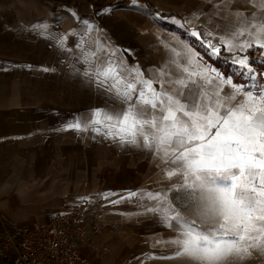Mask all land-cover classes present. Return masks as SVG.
<instances>
[{
  "label": "crops",
  "instance_id": "0c3cea01",
  "mask_svg": "<svg viewBox=\"0 0 264 264\" xmlns=\"http://www.w3.org/2000/svg\"><path fill=\"white\" fill-rule=\"evenodd\" d=\"M94 1L95 5L78 0L66 6L60 0H0V69H4L0 70V217L8 222H0V257L10 264H19V259L14 248L4 244L8 224L20 228L47 224L83 202L98 207L101 221L116 224V229L92 237L80 249L75 264H140L145 240L157 239L158 230L172 231L158 217L137 215L141 209L135 198L109 202L130 191H155L168 185L165 165L155 168L158 159L145 150L146 167L136 170L129 163L134 159L126 161L114 154L112 141L65 127L75 116L103 107L102 100L108 97L75 71L84 67L76 62L81 45L89 50L96 47L97 32H86L83 21L101 30L129 67L138 66L146 78L156 79L154 70L171 56L162 41L178 49L181 42L193 46L172 29L201 31L199 25L206 23L201 17L181 28L171 20L208 12L204 8L208 0ZM242 6L241 11L254 10L247 2ZM236 10L226 8L224 21L235 19ZM224 21L220 22L222 34L227 27ZM42 25H47L46 31ZM61 39L63 48L58 43ZM223 54L231 55L225 50ZM224 91L228 93L229 88ZM105 192L117 195L105 200L100 195Z\"/></svg>",
  "mask_w": 264,
  "mask_h": 264
},
{
  "label": "snow or ice",
  "instance_id": "6c2138e0",
  "mask_svg": "<svg viewBox=\"0 0 264 264\" xmlns=\"http://www.w3.org/2000/svg\"><path fill=\"white\" fill-rule=\"evenodd\" d=\"M208 2L214 11L171 22L184 28L205 17L201 31L193 27L187 35L196 37L210 57L218 59L222 49L231 53L225 62L235 70L227 74L208 64L194 45L181 42L178 49L162 41L171 56L154 70L156 79L146 78L138 66H128L101 30L83 21L86 32H97L96 47L81 45L76 62L84 67L75 71L102 88L108 100L75 116L65 130L91 132L93 138L152 153L165 165L170 183L155 191H130L109 202L138 200L137 215L158 217L175 233L154 243L175 246L177 256H187L194 264H226L253 251L264 253V72L247 55L252 48L264 49V0H246L254 10L234 11L235 22L223 34L216 18L225 19L233 0ZM41 27L47 30V25ZM58 43L64 47L62 39ZM100 195L109 200L117 194ZM188 205L194 219L184 215Z\"/></svg>",
  "mask_w": 264,
  "mask_h": 264
},
{
  "label": "built area",
  "instance_id": "2783aa9c",
  "mask_svg": "<svg viewBox=\"0 0 264 264\" xmlns=\"http://www.w3.org/2000/svg\"><path fill=\"white\" fill-rule=\"evenodd\" d=\"M98 207L88 202L68 213L59 214L50 223L19 228L12 225L3 237L12 246L19 264H75L80 249L100 231L116 229L97 221Z\"/></svg>",
  "mask_w": 264,
  "mask_h": 264
},
{
  "label": "rangeland",
  "instance_id": "374dc122",
  "mask_svg": "<svg viewBox=\"0 0 264 264\" xmlns=\"http://www.w3.org/2000/svg\"><path fill=\"white\" fill-rule=\"evenodd\" d=\"M214 2H217V0H214ZM245 3H246V0H233V3L228 6V9H233V8L243 9L242 5H244ZM204 8L208 9V12L214 11L213 5H211L209 2L207 3V5H205ZM130 10L132 12H136L137 8L130 6ZM149 17L152 18V20H154V22L157 25L164 27V28L166 27V25L160 19H158L155 15L153 17L151 15H149ZM216 19L219 23L225 20V19L220 20L219 17H217ZM234 22H235V19H233V17H229L228 21L226 20L223 23H224V25L229 26L230 24H232ZM169 29H171V28H169ZM166 30H168L167 27H166ZM172 30L176 31V33L179 35L180 38H182V39L184 38V39L189 40V42L192 45H194V47L196 48L198 53L201 54V56H203V59L208 64H211L215 68L220 69L224 74H227V73L235 70L231 67L230 63L225 62L226 57L223 54V50L221 51V55L218 59L210 57L209 55H207L206 49L201 46L200 41L197 40L196 37L188 36L187 35L188 32L185 30H183V31L176 30V29H172ZM262 65H264V63L259 61L258 63H256L253 66L259 72H264V69L261 67ZM260 79L262 81H264V77H260ZM234 82L240 83L241 81L234 78ZM230 91H231V89L229 88V92ZM106 100H108V97L103 98V100H102L103 106H104ZM110 148H111V150H113L115 155H118L117 156L118 158L125 159L126 161H127V159L130 160V158L134 159V161H129V163L136 165L137 166L136 170H139V169L146 167L147 163H146V161H144V154H145L144 149L136 148V147H132V146L121 147L118 143H114V146H111ZM58 153H60V152H57V154ZM126 164H127V162H126ZM153 164L156 165L155 168L161 167L163 165L160 163L159 160L155 161ZM150 167H153V165L152 166L149 165V168ZM184 212L186 214H189V217L191 219L195 218L192 215L191 205H188L184 209ZM97 215H98V213H97ZM0 222L3 225H6L8 223L5 220V218L3 219L1 217H0ZM12 225L13 224H8L6 230L8 231L10 228H12ZM14 226H16V225H14ZM16 227H19V226H16ZM158 233L159 234L154 235V236H157L158 237L157 239L163 238L164 240H168L175 235V233L173 231H165V230H160V231L158 230ZM4 236H5V234H4ZM157 239L145 240L144 250H143L144 251V257H143V260L140 264H194V262L190 258H188L187 256H182V255L177 256L175 246L169 245V246L165 247L162 244H160V245L155 244L154 242ZM165 257H167V258H165ZM226 264H264V253L259 252V251H253L251 256L247 257L244 260L232 259V260L227 261Z\"/></svg>",
  "mask_w": 264,
  "mask_h": 264
},
{
  "label": "trees",
  "instance_id": "16d2710c",
  "mask_svg": "<svg viewBox=\"0 0 264 264\" xmlns=\"http://www.w3.org/2000/svg\"><path fill=\"white\" fill-rule=\"evenodd\" d=\"M78 0H60V3H63L66 6H72L74 5ZM89 3H93L95 5V1L94 0H88ZM129 0H124V2H128ZM141 1V0H140ZM261 50L257 49V48H252L248 51L247 55H249L250 57V62L255 61L256 63H258L259 61L264 60V57L261 56ZM255 63V64H256ZM253 64V65H255ZM264 69V65L261 66ZM0 263H6V264H10L8 263L7 260H4L0 257Z\"/></svg>",
  "mask_w": 264,
  "mask_h": 264
},
{
  "label": "bare ground",
  "instance_id": "6f19581e",
  "mask_svg": "<svg viewBox=\"0 0 264 264\" xmlns=\"http://www.w3.org/2000/svg\"><path fill=\"white\" fill-rule=\"evenodd\" d=\"M97 221H101V215H98Z\"/></svg>",
  "mask_w": 264,
  "mask_h": 264
}]
</instances>
